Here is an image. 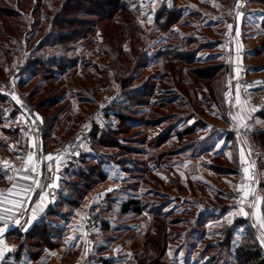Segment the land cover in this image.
<instances>
[{"label": "rangeland", "instance_id": "rangeland-1", "mask_svg": "<svg viewBox=\"0 0 264 264\" xmlns=\"http://www.w3.org/2000/svg\"><path fill=\"white\" fill-rule=\"evenodd\" d=\"M57 1L46 0L49 13L38 15L33 12L37 0H0V10L13 15L17 26L11 35L0 36V82L9 90L0 93V173H5L4 161H12L8 171L21 168L33 138L40 157L35 125L14 106L15 100L32 111L41 127H50L46 121L57 111L66 116L65 124L51 132L45 157L60 156L57 151L86 133L84 152L68 166L78 170L82 157L92 153L86 161L103 160L108 180L97 185L71 179L74 193L82 192L74 194L78 202L66 210L76 226L75 240L66 245L78 248L70 250L76 257L68 264H137L136 259L150 264L159 255L162 264H238L237 248L253 233L264 251L258 237L264 238L259 227L264 219V6L259 2L264 0H246L233 37L232 8L230 18L224 16L220 0H180L175 9L184 28L175 26L167 33L155 19L165 6L174 9L173 0L138 2L132 36L119 35L126 27L122 22L101 28L68 54L70 63L58 70L53 40L40 44L51 30ZM254 14L261 18L247 22L243 31L244 19ZM173 33L182 43L174 41ZM106 51L110 56L116 52L114 60ZM167 54L181 55L189 64L165 66ZM39 59L49 64L37 66ZM172 67L174 77L182 69L211 80L185 74L178 86V80L164 79ZM52 69L59 72L51 88L44 79L54 76ZM53 102L56 107L49 111ZM233 108L242 119L232 120ZM110 126L118 148L95 146L92 151L96 130L100 135ZM235 127L248 136L255 172ZM48 163L43 162L44 175ZM253 174L257 193L241 204L240 186ZM7 182L0 180V186ZM91 185L94 192L85 193ZM127 203L132 207L124 212ZM135 206L142 212H135ZM96 218L106 221V229L98 227ZM59 225L64 227L62 221ZM55 264L67 263L59 258Z\"/></svg>", "mask_w": 264, "mask_h": 264}, {"label": "trees", "instance_id": "trees-1", "mask_svg": "<svg viewBox=\"0 0 264 264\" xmlns=\"http://www.w3.org/2000/svg\"><path fill=\"white\" fill-rule=\"evenodd\" d=\"M45 1L46 0H37V5L33 9L35 14L38 13L39 15L43 13H49L48 7L46 8V5L43 6ZM143 1L146 0H58L57 2H60V6L53 13L54 15L53 21L51 22V30L48 36L45 37L40 42V44L46 42L48 38L53 40V45L55 46L56 50L53 53V58L54 60H59L58 65L57 67L55 66V68H57V70L59 68L63 69L66 64L70 63L71 60L67 55L75 54V52L80 50V48L85 44L84 42H86L91 35L95 34L101 28H110L115 26L116 23L122 22L126 27L122 28V30L119 32V35H126L127 38L132 36V30H134V23H132V17L135 14L134 7L138 2ZM179 1L180 0H173V10H170L165 6L158 12L155 21L158 28L163 32H170V30L175 26L184 28V25L180 23L182 15L175 9V6ZM1 10L0 28L2 29V32L0 33V36H2L4 39L7 35H11L10 32L17 26L15 25V17L13 15L6 14L5 11ZM179 37L180 36L174 33L172 34V38H174L175 42L182 43ZM188 44L189 43L183 45V47L185 46V48H187ZM173 49V47L170 48V50ZM119 50V53L123 51L121 48ZM107 52L108 51H106V54L110 56V54ZM115 54L116 52L111 54V60H114ZM163 57L165 58V66H171L174 63H184L186 65L189 64V62L186 61L181 55L170 56L167 54ZM40 60L41 59L36 60L38 61V64H36L37 66L40 65L41 62L44 65L49 64L48 60ZM52 68L54 67L52 66ZM51 72L54 76L51 74L49 76L47 75V78L44 80L45 83L50 84L52 88L54 87L57 73L59 71L53 70ZM174 72H177L176 68H170L168 73H165L164 79L169 81L174 80L175 82L178 80V86L182 83L181 80L185 74L194 75L198 80H211V77H208V75L200 76L197 73H189L183 71L182 69L178 72L179 76L174 77L171 75ZM226 72L228 73L229 70H226ZM186 81L189 83L187 79ZM7 91H9L7 87L0 82V93H6ZM13 104L20 112H26L30 121L35 125V130L37 131L42 144V153L44 154L45 148L47 147V141L50 142L53 137L51 132L65 124L64 120L66 116L61 117V111H57L53 115L52 120L46 121L50 127H41L38 121L35 120L30 109L27 110L24 106L16 102H13ZM55 104L56 103L49 105V111L56 107ZM92 138V145L90 146L92 151L97 148L95 146H100L106 149L118 148V142L116 141L117 134H115V131L111 130V126L108 132L102 131L100 135L96 130V133H94ZM90 155H92V153L88 152L82 157V167H80L78 170H73L70 166H68L67 169H64L61 172L62 179L60 180L61 186L58 204L56 206L50 207L46 211L45 216L39 222H37L31 228V230L23 233L22 229L20 230L16 228L14 231L7 234L9 237H14L19 243V247L13 256L17 264H37L36 262L46 250L54 251L59 246H62L64 236L74 229V227H67L68 222H70V214L66 210L71 208L75 202H78V199H75L74 194L76 193L75 195H77V193L79 194L82 192V190L81 188L77 189V191L74 193V188H71V184L73 183L71 179L82 178L87 183L91 182L93 184L97 182V185H101L108 180L106 178V172H102L104 164L103 160L96 161L93 159L86 161ZM0 180H8L7 175L0 173ZM64 185L70 187V189L64 188ZM93 189L94 186L91 185V187H89L84 192L90 194L91 192H94ZM131 207L132 204L127 203L122 206V211L128 212ZM134 211L137 213L142 212L137 206L134 207ZM59 221H62V225L64 227H60ZM95 221H98V227H104V229H106L107 223L105 220L96 218ZM73 256L74 254L72 257ZM236 257L239 262L238 264H264V251L260 248L255 233L243 239L242 243L237 248ZM23 258L26 259L23 260ZM70 260L72 261V258H70ZM162 260L163 255H159L150 264H162L160 263ZM136 262L137 264H146L145 260L143 259H136Z\"/></svg>", "mask_w": 264, "mask_h": 264}, {"label": "crops", "instance_id": "crops-1", "mask_svg": "<svg viewBox=\"0 0 264 264\" xmlns=\"http://www.w3.org/2000/svg\"><path fill=\"white\" fill-rule=\"evenodd\" d=\"M202 1H203V3H212L211 0H202ZM234 1L235 0H231V2H230V0H220L218 2V4H219L218 9L221 10V11H224L225 12L224 16H226V17H228V15H229V18H230V8H232L231 9V11H232L231 14L233 15V19L235 20L234 24H233V28H232V33H231L232 37L234 36V33H235V35H237V33H238V28H236L238 25L236 23H237V21L239 22L240 15H241V13L240 14L238 13ZM259 4L260 5L262 4L264 6V2H259ZM260 18L261 17H259L258 15H255V14H254V16L247 15V17L244 19L245 24L243 23V31L245 30L244 28H245V25H246L247 22H249V23L250 22H256V21H259ZM236 19H237V21H236ZM263 22L264 21H262V24H263ZM223 23L226 24L227 20H225ZM227 25H228V23L226 24V26ZM229 26H230V24H229ZM229 37H230V35H229ZM247 38H251V37H247ZM232 44L233 43H231V45ZM232 50H233V48H232ZM41 153H42V144L40 142L39 154L41 155ZM42 155H43V157H45V155L43 153H42ZM60 167L61 166H59V169H60ZM43 170H44V164H43ZM62 171H63V169L59 170V172H58V175L60 177L59 182H58V187H56L54 189H49V188L46 187V185L51 182L50 178L53 177L54 175H56L57 173L55 172L54 166H52V171H49V169H46L45 175L43 173L44 176L39 178L41 187H36L35 188L34 197H33V200H32V203H31V207H30L28 213L25 214L26 202L23 204L22 208H20L17 211H14L13 217L21 215V217H20L21 220H20V223L18 224V228L22 229L23 233H26L29 230H31V228L45 216L46 211L50 207L56 206L58 204V200H59V196H60V186H61L60 185V180L62 179V177H61V172ZM17 175H18V173L16 171H11V170L8 171L7 172V176H12L13 180L12 181L8 180L7 183L3 184V186H0V193H4L5 197L7 199H9V200L17 199L15 197H9L8 193H7V190L11 187V185L13 183H19V184H23V185L27 186V184L24 183L25 181L23 182L22 180H20V181L16 180V176ZM42 190L44 192L48 193V195L45 196V200H44V204H43V210H40V209L37 208V203H39L40 193H41ZM3 207H12V204H5V205H3ZM34 209L36 210V215L33 218L32 213H33ZM0 216H5V213L3 211H0ZM10 220L11 219H6V221H0V226H3V223H5V222L9 225V221ZM26 221H30V223H26ZM85 224H87V221L85 222ZM67 227L68 228L69 227H76V226L73 225V220H70V222H68ZM75 229L76 228H74L72 231H70V233H68L66 236H64V238H63L64 242H63V244L61 246V248H63V251H60L61 248H59V247L56 250H54V251L46 250L40 256L39 260L36 263L37 264H55L56 260L59 259V258L64 259V262L67 263V264L69 262L71 263L70 258H71V256L73 254L70 253V252H72L70 250H72L73 247H74V249H78V248H76V246L73 245L72 248L70 249L66 245V240H68L69 236L75 237V235H74ZM81 235L85 236L84 233H82ZM0 240L3 241V244H0V248L4 249V255H3V258L0 259V264H17V262H15L13 256L16 253L18 247H19L18 241H16L14 237H11V236L9 237L7 235L2 237ZM25 259L26 258H23V260H25ZM22 264H24V263H22Z\"/></svg>", "mask_w": 264, "mask_h": 264}, {"label": "snow or ice", "instance_id": "snow-or-ice-1", "mask_svg": "<svg viewBox=\"0 0 264 264\" xmlns=\"http://www.w3.org/2000/svg\"><path fill=\"white\" fill-rule=\"evenodd\" d=\"M15 99V97H14ZM17 102L19 103V101L17 100ZM236 102L237 104L240 103V97L239 95H237L236 97ZM36 119H42L39 116L36 117ZM233 119H238V117H233ZM239 119H242V117H240ZM23 131V129H22ZM29 147L31 149V151H29V153L27 154L26 157V162L21 166L20 169H16L15 171L18 173V175L16 176V180L17 181H25V182H29L27 186L23 185V184H19V183H13L11 185V187L7 190L8 196L9 197H15L17 199L14 200H9L5 197L4 193H0V211H3L5 213V216H0V221H6V219H12L13 218V213L14 211L19 210L20 208L23 207V204L25 202H27L30 199V193L34 191V189L36 187H41L40 185V177L43 176V161L46 159L49 163H48V168L49 171H52V166L53 163H55L56 168H55V172L57 173L56 175H54L53 177H51V182L48 183L46 185L47 188L49 189H54L56 187H58V182H59V166L61 163V159L60 156H53L52 154H48L46 157H43L42 153L40 155V157H37V155L35 154V150L37 149V144L35 139L33 138L29 144ZM76 155H78V153H75ZM19 158V157H17ZM38 165H40V170L38 171ZM3 166L5 169V174L7 175V172L10 168L9 162L8 161H4L3 162ZM245 174L247 175L248 173V169H244ZM7 179L9 181L13 180L12 176H7ZM240 203L243 204L245 202V200H247L249 198V196L252 194V189L250 185H245L242 184L240 186ZM48 195V193L44 192L43 190L40 193V200L39 203H37V208L40 210H43V204H44V200H45V196ZM259 200L256 201V203H254L252 206L256 207L259 204ZM5 204H12V207H3V205ZM238 211L244 215L247 216L248 213L245 212L243 207H240L238 209ZM33 218L36 215V210H33ZM231 215V213H230ZM16 224H19L20 221L19 219H16ZM26 223H30V221H26ZM9 225L5 222L3 223V226H0V236H3V233L5 232V230L7 229ZM259 227L261 229H264V219H261L259 222ZM69 240H74L75 237L69 236L68 237ZM260 243L262 246H264V239L260 240ZM0 244H3V241L0 240ZM6 247V246H5ZM4 255V249L0 248V259L3 258Z\"/></svg>", "mask_w": 264, "mask_h": 264}, {"label": "built area", "instance_id": "built-area-1", "mask_svg": "<svg viewBox=\"0 0 264 264\" xmlns=\"http://www.w3.org/2000/svg\"><path fill=\"white\" fill-rule=\"evenodd\" d=\"M245 3H246V0H236L235 5H236L237 11H239V9L244 7ZM228 117L230 119V113L228 114ZM233 117H238V118L242 117V113L239 111L238 108L232 109V113H231L232 120H233ZM235 129H236L237 133L239 134V136L242 140V143L247 150V154H248V157L250 159V166L252 168V171L255 172L256 164H255L254 158L252 157V154L250 152V148L247 145V137L248 136H247V134L242 133V131L238 127H235ZM246 133H248V130H246ZM85 134L86 133L79 134L74 139V141L70 145H68L64 150L57 151L60 154V159H61L62 165H65V166L70 165L71 166L73 163L77 162L76 158H78V155L84 152V149L82 146V140L84 139ZM75 153H78V155H76ZM10 162H12V161H10ZM10 162H9V165L11 164ZM246 185H250L252 192H253V195H256L257 190H258V181H257L254 174L246 182ZM16 219H19V221L21 220V218L19 216L13 217L9 221V227H17L18 226V224H16V222H15ZM258 237L260 238V240L264 239L260 233L258 234Z\"/></svg>", "mask_w": 264, "mask_h": 264}, {"label": "water", "instance_id": "water-1", "mask_svg": "<svg viewBox=\"0 0 264 264\" xmlns=\"http://www.w3.org/2000/svg\"><path fill=\"white\" fill-rule=\"evenodd\" d=\"M14 99V98H13ZM15 102H17L15 100ZM18 103V102H17ZM19 104V103H18ZM40 170V168H39ZM34 193H35V189L34 191L30 194V199L26 202V206H25V214L28 213L30 207H31V203H32V200H33V197H34ZM16 229V227H7V229L5 230V232L3 233V236H0V239L4 236H6L7 234H9L10 232L14 231Z\"/></svg>", "mask_w": 264, "mask_h": 264}]
</instances>
